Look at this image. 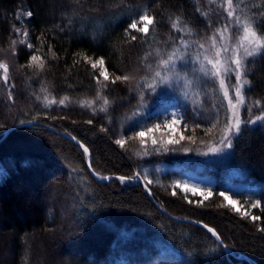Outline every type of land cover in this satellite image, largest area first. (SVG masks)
<instances>
[{
	"label": "trees",
	"instance_id": "1",
	"mask_svg": "<svg viewBox=\"0 0 264 264\" xmlns=\"http://www.w3.org/2000/svg\"><path fill=\"white\" fill-rule=\"evenodd\" d=\"M227 3L264 43V0H0V135L37 124L0 142V264H264V48L245 68L242 92L243 109L262 118L245 109L219 159L203 146L159 150L139 139L159 94L183 104L180 141L226 127L228 106L196 41L223 26ZM144 15L151 25L142 34L134 26ZM184 34L196 43L179 62L173 54L178 72H170L183 82L152 89ZM17 37L25 43L12 76L2 57ZM133 69L140 77L130 84ZM56 132L89 150L96 176L138 175L160 209L214 229L231 254L203 228L164 215L140 184L94 182L84 151ZM205 158L216 160L206 200L182 194L178 175L161 171ZM229 170L258 188L237 196L254 204L248 215L222 198Z\"/></svg>",
	"mask_w": 264,
	"mask_h": 264
},
{
	"label": "rangeland",
	"instance_id": "2",
	"mask_svg": "<svg viewBox=\"0 0 264 264\" xmlns=\"http://www.w3.org/2000/svg\"><path fill=\"white\" fill-rule=\"evenodd\" d=\"M222 21H224L220 25H223L222 27L215 28L203 40L196 42L198 43L197 52L200 50L204 53L203 60L210 67L211 75L214 76L213 78L216 81L220 96L228 106L230 119L226 123V127L224 129L211 128L210 130H205L196 139L187 138L186 135V137L183 135V141H180V130L183 131L186 127L183 124L184 120L186 122V117L183 115V104L178 99H165L164 96L159 94L155 101H153L154 110L149 114L146 112L143 115V118L146 117V119L151 117L147 121V124L143 126L146 130L141 132L139 136V139L143 140L145 144L149 143L151 147H157L159 150L176 144H180L179 148L182 146H203L202 148H207L203 150L205 157L219 159L226 152L225 148L229 146L231 138L237 131L241 120L240 117L242 116L241 113L245 109H248L249 115H246L248 119L258 116L259 108L250 107L243 109L242 106L245 100L243 99L242 92L246 86L244 70L263 51L264 43L245 20L240 21L239 19L237 21L236 14L234 20V12L230 8L229 3H227L224 11L220 14V23ZM150 25L151 18L148 15H144L135 24L134 30L144 34ZM20 32L22 31H17L16 35L21 36ZM21 39L17 37V40H14L12 46L6 50V53L2 57L4 69H10L12 76L20 69L16 64L15 58L17 55V43H25V39L22 41ZM193 40L196 39L184 34V37L181 39L183 42L180 43V46L171 49L167 55H164L160 66L157 67V71L153 73V77L151 78L150 87L152 89L163 90L169 84L168 80L171 81L172 79L173 83L183 82V78H181L179 73L176 75L170 74L171 70L177 68L176 57L173 54H180V57L178 56L177 58L179 62L182 59L183 47L185 46L186 49H190V44L196 43ZM180 50L181 52H178ZM186 53H189V51L186 50ZM176 71L178 72V69ZM139 77L140 70L133 69L127 76V80L132 84ZM155 104H157L156 108L154 107ZM261 118L262 116L259 115L253 121L258 122ZM214 159L205 158L201 164H197L193 168L178 165H164L161 171L174 172L178 175L174 187L182 194L206 200L211 197V191L215 186L213 177L207 174L211 169L212 162H216ZM225 175L227 178L226 192L222 194L223 197L220 196L233 210L242 215H248L249 209L253 208L254 204H250L248 198H237V196L239 194L243 196V194L255 192L258 189L257 186L250 185L237 171L229 170ZM121 183H128V181H121ZM230 254L231 252H229ZM236 259L241 260L244 258L236 256Z\"/></svg>",
	"mask_w": 264,
	"mask_h": 264
},
{
	"label": "water",
	"instance_id": "3",
	"mask_svg": "<svg viewBox=\"0 0 264 264\" xmlns=\"http://www.w3.org/2000/svg\"><path fill=\"white\" fill-rule=\"evenodd\" d=\"M33 125H37V124L35 122H29V123H23V124H19L17 126L8 128L7 130H5L2 133V138L0 139V141L9 132H11L14 129H17V128H20V127H30V126H33ZM56 133L59 134V135H61V136H63L64 138H66L67 140H69L70 142H72L75 146L81 148L86 153V155H87V169L90 172V175H91L92 179L94 180V182H96L98 184H109V183H112V182H115V181H119V182H121V181H128V182H132L133 184H140L144 188V191L146 192L147 196L151 199V201L153 202V204L156 206V208L159 209L164 215L170 217L171 219H173L175 221L184 222V223H187V224H191V225H195L197 227L203 228L204 230H206L215 239V241L218 243V245H220L224 249L226 255H228L227 249L224 247L220 236L218 235V233L214 229H212V228H210V227H208V226H206V225H204L202 223H199V222H194V221H189V220H186V219H179V218H175V217L169 216L168 214L165 213V211H163L162 209H160L158 207V205L152 200L150 190L145 186L144 182L141 180V178L138 175H134L132 177H106V178H99V177H97L94 174V172L92 171V169H91V153L89 152V150L86 149L76 139H74L72 137H69V136H66L63 133H59V132H56Z\"/></svg>",
	"mask_w": 264,
	"mask_h": 264
},
{
	"label": "bare ground",
	"instance_id": "4",
	"mask_svg": "<svg viewBox=\"0 0 264 264\" xmlns=\"http://www.w3.org/2000/svg\"><path fill=\"white\" fill-rule=\"evenodd\" d=\"M28 123H29V122H28ZM7 135H8V134H7ZM7 135H6V136H7ZM6 136H5L0 142H2V141L6 138ZM1 138H2V136H1ZM1 138H0V139H1Z\"/></svg>",
	"mask_w": 264,
	"mask_h": 264
}]
</instances>
